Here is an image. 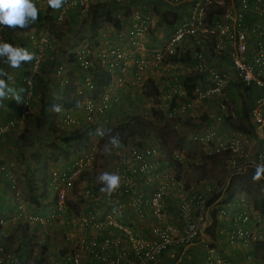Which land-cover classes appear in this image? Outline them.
Segmentation results:
<instances>
[{
	"label": "built area",
	"instance_id": "1",
	"mask_svg": "<svg viewBox=\"0 0 264 264\" xmlns=\"http://www.w3.org/2000/svg\"><path fill=\"white\" fill-rule=\"evenodd\" d=\"M109 1L120 5L119 16L128 24L125 30L113 28V39L117 40L107 43L101 51H94L85 42L75 49L74 58L82 76L81 84L78 82L75 90L82 95V100L79 107L62 109L59 113L60 126L66 130L104 121L103 115L112 100L107 91L97 99L86 95L92 88L91 62L87 58L90 54L111 74V80L112 75L124 73L128 64H132L131 83L144 84L146 81L144 75L149 60L131 59L128 62V49L124 51L120 43L124 42L131 50L143 49L145 27L151 24V17L138 10L129 13L125 19L122 5L127 0ZM164 1L182 7L183 20L170 26L168 36L154 51L156 59L153 60L159 65L169 54L187 52L189 59L186 61L166 62L170 69L180 68L182 73L192 74L193 86L187 94L177 71H171L168 77L161 75L158 79L161 91L157 95L161 110L169 118L189 115L199 121L200 132L194 131L187 139L203 145L205 155L221 157L228 178L220 185L212 180L188 181L185 173L189 171V161L181 149L164 153L157 144H119L114 147L108 143L115 158L109 173L119 175L120 187L111 195L88 185L81 189L80 195L91 204H102L103 213L97 214L89 208L71 214L62 223V237L70 241L71 247L64 264H156L158 257L170 248L185 246L199 236L206 239L204 264H264L255 253L256 244H264V214L244 193L231 192L228 196L226 189L230 176L255 170V164L264 163V0ZM91 4L94 0H66L56 12V21L67 20L72 9L77 14V21L81 20ZM26 36L35 59L22 78L26 87L18 114L0 121V138L22 125L30 112L34 80L43 53L50 46L51 40L43 32L36 35L28 30ZM214 60L217 66L212 68L208 61ZM55 72L62 73L63 67L56 66ZM65 82L64 76L60 85ZM232 83H240L243 87L255 85L261 91L248 110V121L253 128L251 134L233 130L227 124L229 119H235L233 104L226 100L227 88ZM167 92H179L185 98L174 103ZM198 101L214 105L213 111L206 113V119H202L205 114L194 107V102ZM97 130L98 126L93 135L101 137ZM90 140L91 137L86 148L66 165L64 162L61 167L49 168L46 188L52 201L47 207L45 204L31 207L23 202L13 172L0 166V171L10 181L15 204V212L0 213V226L27 223L30 227L38 226L45 235L51 223L59 222L66 213L67 196L96 160L95 145ZM145 184H151V189H146ZM167 198L175 203L171 213L166 212ZM123 206L127 207L135 223L146 217L151 219L147 237L133 234L131 227L120 221ZM214 219V238H210L206 229L211 227ZM67 225L79 231V235L73 238ZM218 242L223 243V248L217 246ZM0 264H21V261L0 246Z\"/></svg>",
	"mask_w": 264,
	"mask_h": 264
},
{
	"label": "trees",
	"instance_id": "2",
	"mask_svg": "<svg viewBox=\"0 0 264 264\" xmlns=\"http://www.w3.org/2000/svg\"><path fill=\"white\" fill-rule=\"evenodd\" d=\"M34 3L37 6L35 0ZM37 8L39 9V19L37 21H35L28 28L25 29H0V42H7L16 47H23L25 45L24 42L27 38L26 32L33 27H38L39 29H44L45 31H47L52 37L56 39H60L61 37L68 35L69 33H73L74 37H71L72 43L67 48L71 49V47H74L76 44L79 43L78 41L80 40V37L78 38L77 34H81L82 31H86V33H82L85 35L84 39L89 41L90 45L95 46L98 44V39L96 37L97 31L101 26L109 25L110 27L115 29L120 27L119 20L113 15L110 6L106 3L97 2L91 4L87 9L86 16L78 21L76 19L77 14H74V16H72L73 13L69 14L67 20H65L63 23H58L56 21V12H51V9L49 7L45 10L40 9V7L38 6ZM72 11L73 9L71 10V12ZM166 18L167 17L162 16V20L166 24H172L173 22H175L174 15L172 18H169V20H167ZM61 25H67L66 31L68 33H65L66 31L61 28ZM62 53H64L63 55L66 56V60H69V62L72 61L75 67L79 68L78 63L76 59H74L73 53L71 51L63 49ZM87 58L91 62L89 71L91 74L92 88L85 91L86 95L97 99L99 95L103 94L105 88L110 83L111 74L104 70L103 67H101L97 62V59L94 58L91 54L87 56ZM188 59V53L183 52L181 54H169L165 57L164 60L176 62L186 61ZM58 63L60 62H57V65H59ZM29 64L30 63L22 62L20 68H18L21 74L17 79H15L14 82V87H16L18 91L20 89H23L21 96L24 94V90L26 87V85L22 82V78L25 75ZM7 68H9V66L4 63V58H0V69L6 70ZM41 72L42 70L40 67L32 87L30 112L27 114L22 123V131H19L16 134V138L11 143L12 148H14V153H16V155L19 157L20 161L26 163V169H24L22 173L24 175L29 176L27 177V187L24 190V194H27V200L35 204L36 206L39 205V199L42 200V197L46 198L48 194L46 183L48 179L49 169L47 170V167L49 160L57 159L59 157L65 160L64 162L66 165L67 161L72 159L73 156L77 155L80 151L86 148L91 134L94 133V130L96 128L95 124L88 123L81 125L80 127H75L73 129L66 130L56 124L55 119L57 116H59V113L50 112L49 109L51 105L53 103H58L62 106V109L77 107V102H81L82 95L76 93L75 86L72 84H64L65 87L63 89H57V84H54L52 92H54L55 94H49L47 92V82H43L41 78ZM183 78H185L186 81H183ZM78 81L81 84V75ZM182 82L186 89V93L188 94L189 89L193 86L192 74L188 73L185 77H182ZM36 90L39 92V96L37 99L36 106L33 107V98L35 96V93L37 92ZM141 90L142 94H144L146 97L156 98V96L158 95L157 87L151 80L145 81V83L142 84ZM260 92V89L255 85H251L249 87H243L240 83H232L231 85H229V87L227 88L226 100L233 104L235 115V119L232 118L227 121V124L230 128L248 134L253 133V128L248 121V110L251 107L253 100L260 94ZM47 93L49 95H47ZM18 106L19 107L16 106V113L10 117H14L18 114L20 109V103H18ZM155 111L156 110L153 109V112ZM105 113L103 115V118H106ZM160 118L162 119L163 117ZM155 121H158V119L156 120L154 117H152L150 120H147L146 118L136 114L128 118V120L124 119L119 124L114 125L110 132L114 136H119L120 140L125 142L127 138L133 137L134 135H140L143 133L148 135L149 132H154L156 130L154 129ZM155 133V137H158V133ZM103 136L104 134L98 139L101 140ZM3 137H9V134L4 135ZM181 140L184 141L182 138ZM188 143L189 142H187V148ZM189 144L191 145V143ZM46 150L51 151V154L47 155L48 153H46ZM250 171L254 175L255 170L251 169ZM35 173H39V176H41L39 183L35 181ZM4 179H6L4 181V188H9L10 181L6 177ZM38 184H40V186H38ZM231 187L232 184L229 182L226 188L229 191L228 196H231V192H233ZM240 190H242V192L244 191L243 193L246 196H249V191L247 188L241 187ZM4 191L5 190H3V194ZM40 191L41 193H39ZM51 201L52 200H50V202ZM252 201L253 206L258 211L264 214V198H261L259 200L252 199ZM14 208L15 205L12 209L14 210ZM6 209V207L5 209L0 207V213L5 212ZM12 209L9 208L8 211H12ZM214 221L215 219L213 220L211 227H208L206 229V234L210 238H214ZM15 226L18 227V230L20 231L22 237H25L24 240H22V237L19 239V246H17L19 248V253L15 255L21 261V259L25 255L24 249H26L27 244L32 241V234L28 233L27 231V227H29L27 223H18ZM1 238L4 237L0 235V239ZM10 239L11 236H7L3 240ZM182 247L183 246L178 247L177 249H181ZM40 248L41 253L46 250L45 245H41ZM256 250L260 251V255L264 258V244H256ZM41 260L42 258H39L37 259V261H35V263L40 264ZM45 264L50 263L45 261Z\"/></svg>",
	"mask_w": 264,
	"mask_h": 264
},
{
	"label": "crops",
	"instance_id": "3",
	"mask_svg": "<svg viewBox=\"0 0 264 264\" xmlns=\"http://www.w3.org/2000/svg\"><path fill=\"white\" fill-rule=\"evenodd\" d=\"M97 2L106 3L107 5L110 6L111 10L114 7L116 9L114 16L119 20L120 29H123V30L126 29L128 23L126 21H124L123 17L119 16L118 10L120 9V7H118V6H120V5L117 6L116 4H113L109 0H94V3H97ZM122 6H123V15H124L125 19L128 18L127 16L130 12L132 13L133 11L140 10V11H142V13L149 14L151 17V21H152L150 25L147 24L145 27V33H144V39H143V49H141L139 51L131 50V48L129 46L128 47L125 46L124 42L120 43L121 44L120 47H122V49L124 51H127V49H128L127 57H126L127 61L130 62L131 59H147V60H149L150 64L145 69L144 78H145V80H151L156 85L158 92L161 91V89H159V86H158V79L161 77V75H163V76L166 75L168 77L170 75L169 73L171 71H177L180 74L178 78H180L182 81L183 76L181 75L182 71L180 68L170 69L169 67H167L168 62H166V60H163V62H161L158 65V64H156L157 62L153 60V58H155V52L154 51L159 48L161 42L164 41L165 37L168 36L170 26L171 25L173 26L175 23L179 22L181 19L183 20V12H184L183 8L180 6H174V5L172 6L170 4H167L164 0H127ZM46 8H48L47 0H44V6L40 7V9L45 10ZM51 12H54V11L51 10ZM69 12H70V14L73 13L71 11H69ZM173 15L175 17V22H173L172 24H166L163 22L162 16L172 18ZM72 16H74V13L72 14ZM160 31H162V33ZM29 32H34L36 35L38 33L43 32L49 36L51 41H50V46L47 49H45V51L43 53V58H42L43 64L41 66V70H42L41 78H42L43 82L48 83L51 80L53 82V84H57V87H56L57 89L61 88V85H60L61 80L64 79V76L66 77V75L64 74V71L67 69L66 67L70 68V67L75 66L73 62L72 63L67 62L66 56L63 55V53H61V51H63V48H65L67 51H71L73 53V57H74L75 56L74 51L76 48H78L83 42L88 43L89 45H90V42L84 39V40L80 41L78 44H76L74 47H71V49H67L68 46L72 43V40L68 39V36H71L69 34L61 37L60 39H56V38H53L52 36H50L44 29H36L35 30L32 28L29 30ZM114 32L115 31L112 27H110L109 29L102 28V32L97 31L96 37L98 39L97 40L98 44L95 45L96 47H94L92 45H90V46L94 47L93 49L96 52L103 50L107 43H111V42H113V40H117V39H113ZM158 33L160 34V36L156 37V35ZM66 37H67V39H66ZM153 37H154L155 41H154ZM157 38H159L160 40ZM24 43H25V45L23 46V48H26L27 51L34 54V50H32V45L30 44V42L26 40ZM61 56L64 58V60H65L64 62H60L61 61L60 59L62 58ZM151 60H153L154 62L151 63ZM57 62H60L58 64L63 67V72L60 74H56V72H55L56 66H58ZM52 64H53L54 68H53V70H50V67H51L50 65H52ZM42 67H43V69H42ZM128 67L129 68L124 73H122V74L116 73V74L112 75V80L110 82V85L108 86V88L105 89V91H107L108 94L112 97V100L110 102L109 108L106 111L107 115H109V120H107V118H105L104 121L101 120L97 124L98 129L101 132H102V129L104 127H106V125H109L111 123V119L112 118L117 119V116L119 117V114H122L123 120L124 119L128 120V118L134 116L132 114H125L124 113L123 109L125 108V106H129V104L124 103L122 100L128 99L129 98L128 92H130V101H131L132 100V98H131L132 97V91H133V89H135L134 87H138V85H141L142 83H136V82L131 83V81L133 80L132 74H131V70H133V65L128 64ZM4 71L8 73L9 86L16 89V87H14V85H15L14 82H15V79H17L20 76L21 72L19 71L18 68L13 69L10 67ZM71 72H73V71H71ZM52 74H54V75H52ZM119 85H122V88H124V91H123L124 96L122 98H121L120 92H117L115 90V88L118 87ZM141 87H142V85H141ZM53 88H54V86H53ZM166 94L170 96V99H172V101L174 103L180 102L182 99L185 98L184 96L180 95L179 92H167ZM38 96H39V93L36 92L35 96L33 98V106H34V104L36 105ZM148 98H150V97H148ZM156 99H157L158 104L161 106L160 101H159L157 96H156ZM16 106L19 107L18 103L15 100H10V99L5 100L3 102V104H0V121L8 118L10 116H13L17 111ZM194 107H196V109L198 108L199 112L205 114V117H203L202 119H206V115H207L206 113H209L210 111H213V109H214V105L212 103L203 102V101L194 102ZM148 115H150V112L144 110L143 115H139V116L147 117ZM116 121H118V120H116ZM202 121H204V120H202ZM55 122L58 126H60L59 116L56 117ZM178 123L181 124V126L179 128H184L186 130L187 136H190V134H192L194 131L199 130V127L197 126V125H199L198 124L199 121L196 122V119L190 117L189 115L181 118L178 121ZM178 123H177V126H179ZM21 128H22V125H19L17 128H15L11 132V134H9V137H2L0 139V166L10 168L12 172H13L14 166H17V164H16V161L14 158V148H12L11 143L16 138V134L19 131H22ZM198 132H200V131H198ZM11 164H12V166H10ZM13 174H14V172H13ZM14 177L16 178L15 174H14ZM4 178H5L4 173L2 171H0V207H2L4 209L6 207L7 209L5 212L11 214V213H13L12 211L15 212V208H14V210L12 209L13 206L15 205L14 201H13V193H12L10 188H6V187L4 188V185H5L4 181L6 180ZM143 186L148 190L151 189V184H145ZM3 190H5L4 194H3ZM47 192H48V194H47L48 198L42 197V200L39 199V205L45 204L47 207V205L50 203L52 196L48 190H47ZM39 193H41V192H39ZM165 200H166V202H165L166 203V212L171 213L175 208L174 200L170 199V198H167ZM123 207H124V208H122L123 214L120 217V221L129 225L131 227L133 234L138 235V236H142V237H147V234H148L147 225L151 221V219L149 217H146L145 220H143L142 222L135 223V221L132 220V217L130 218L129 213L127 211L128 210L127 207L126 206H123ZM9 208H11L12 211H8ZM88 208L94 210L97 214L103 213V206L101 203L89 204ZM67 211H69L68 206L66 208V213H68ZM67 217L68 216H66V214H63L59 222H53V223H51V225H49V228H51V230H53V231L49 230L50 231L49 233H53L54 235H56V234L59 235L58 243H56L55 239H53V238H51L50 242H48L46 244L44 242H42L41 240L38 242L39 244H40V242L42 244H45V246L47 248V254H46L45 261H47L50 264H64L66 254L71 249L70 241L64 240L62 237V232L64 229V226L62 223L65 220H67ZM17 224L18 223H11V224H7L6 226L1 227L0 235L4 238L7 236H11V238H12L13 235H16L15 236L16 238L14 239V241H16L17 237H19V236H17L18 227L15 226ZM67 229L70 231L73 238L77 237V235H79V231L73 230L70 225H67ZM27 231L31 232L30 234L40 232L38 226H32V227L29 226V227H27ZM48 237H49V235H48ZM205 240L206 239H203V236H199L196 240H194L193 242L183 246L181 249H177V248H173L172 250L170 249L171 251L168 250L165 253H163L160 257H158L156 264H204V262H203V255H204L203 244H204ZM5 243H7V242H5ZM57 244H58V246H57ZM17 245L19 246V242H17ZM217 246L220 248H223V243L218 242ZM53 248H56L58 251L53 253ZM24 252H25V255L21 259V261H24L27 258L26 249H24ZM236 252H238V251H236ZM52 253L54 255H52Z\"/></svg>",
	"mask_w": 264,
	"mask_h": 264
},
{
	"label": "rangeland",
	"instance_id": "4",
	"mask_svg": "<svg viewBox=\"0 0 264 264\" xmlns=\"http://www.w3.org/2000/svg\"><path fill=\"white\" fill-rule=\"evenodd\" d=\"M36 3H37L38 7L44 6V0H38V1H36ZM115 12H116V9L113 7L112 8L113 15L115 14ZM166 19L169 20L168 17ZM66 26L67 25H61V28L66 31ZM102 28L109 29L110 26L109 25H107V26L103 25L98 29V32L99 31L102 32ZM33 29L36 30L39 28L33 27ZM160 32L162 33V31H160ZM65 33H68V32L66 31ZM82 33H86V31L85 32L82 31ZM82 33L77 34V37L78 38L80 37V40L78 42L84 40L85 35ZM69 35H71V36H68V39L72 40L71 37L73 36V33H69ZM159 36H160V34L158 33L156 35V37H159ZM66 39H67V37H66ZM153 39H154V37H153ZM157 39H159V38H157ZM165 39H166V37H165ZM154 41H155V39H154ZM94 47H96V46H94ZM63 49H65V48H63ZM61 53H62V51H61ZM62 58L60 59L61 60L60 62L65 61L64 58L63 59ZM42 62H43V60L41 61L40 67L42 66ZM67 62L72 63V61L69 62V60H67ZM214 62H215V60L213 62L208 61V65L211 66L212 68H214L215 66H217ZM52 65L50 67V70H53V68H54V66H52ZM225 66H227V65H225ZM40 67H39V69H40ZM66 68L67 69L64 71V74L66 75V77H65L66 82L64 84H67V85L72 84L74 86L77 85L79 82L78 79L80 77L79 69L76 68L75 66L70 67V68L66 67ZM71 71H73V72H71ZM52 75H54V74H52ZM181 75L183 77L186 76L185 73H182ZM183 81H186V79L183 78ZM47 85H48L47 86V92L49 94H51V93L55 94L54 92H52L53 86H54L53 82L50 80L47 83ZM109 85H110V83L107 85L106 88H108ZM140 86L141 85H138L139 88L134 87L135 89H133V91H132V97H131L132 100L131 101H130V92L127 91L129 93V98L123 99L122 101L124 103L129 104L130 107L125 106L123 111L125 114H132V115H136V114L143 115L144 110L149 111L150 115H148L147 117H144V116H141V117H144L147 120H150L152 117H154L156 120L158 119V121H155V123H154L155 124L154 129H156V130L154 132H149L148 135H146L144 133L140 134V135H138V134L134 135L133 137L127 138L125 142L121 141L119 138V141H120L119 144H121V145H124V144H144V143L145 144H147V143L148 144H157L161 148L162 152H164V153H167L168 151H172L173 149H181L185 152V155L188 157V161H189L188 162L189 171L185 173V177L188 181L202 180L203 182H206V181L212 180L217 185H220L224 181L226 182V180L228 178L227 177L228 171H227V167L225 166L224 162L222 161V159H220L221 157L212 158L210 156L205 155L203 145L196 144V143L188 140L186 130L184 128H179L181 126V124L178 123V121L183 117L179 116V117H175V118H169L166 115H164L163 111L161 110L162 106H160L158 104L157 99L155 97L148 98L144 94H142V90H141L142 87L140 88ZM64 87H65L64 85L61 86L62 89ZM115 90L117 92H120L121 98L124 96L123 95L124 88H122V85H119L118 87H116ZM37 93H39V92L37 91ZM48 93H47V95H49ZM226 93H227V91H226ZM110 102H109V104H110ZM35 106L36 105L34 104L33 107H35ZM153 109H155L156 111L153 112ZM160 117H163V118L161 119ZM201 117L203 118L205 116L202 115ZM78 118L81 119L79 115H78ZM106 118H107V120H109V115H107V112H106ZM116 120H118V121H116ZM121 120H123L122 114H119V117L117 116V119L112 118L111 123L109 125H106V127H104L102 129V133L104 134V136H103V138H101V140L98 139L99 137L91 134L90 142L95 145V149H96L95 158H96V160L92 165L93 167L90 168L88 171H86L83 174L80 181H77V183L72 188L69 195L67 196L66 203H67V206L69 208V211H67L68 213H65L66 216L69 217L71 214H77L80 211L89 209L88 205L91 204V201L85 199L82 195H80V191L85 185L92 186L93 188H96V190H100L102 188V182L99 181L98 177L103 172H105V171L109 172L110 171V169L112 168L114 159H115L114 155L110 151H109L110 154H106V150L110 149L108 147V143H110L112 138L115 137L114 135L111 134L110 131L113 128V126L119 124L121 122ZM177 123L179 124V126H177ZM95 125L97 126V123H95ZM155 132L158 133V137L157 136L155 137V134H156ZM181 138L184 141H182ZM187 142L191 143V145L188 143V148H187ZM46 153H48L47 155H50L51 151L46 150ZM14 158H15V161L17 164V166H14V169H13V172L16 176V178H15V180L17 182L16 187L18 188V190L20 192V196L22 197V201L27 203L31 207H33L32 205H35V204L29 202L27 200V197H26L27 194H24V190L27 187V177L29 176V175H24L22 173L24 171V169H26V163L21 162L19 157L16 155V153H14ZM64 161L65 160H63L59 157L57 159H50L48 162L47 170L54 165L56 167H61L63 165ZM252 176H253V174L251 173L250 170H248L245 173L234 174V175L230 176L227 183L230 182L232 184L231 189L236 194L242 192V190H240L241 187L242 188L245 187L249 191V193H248L249 196H247V197H249L251 200L252 199L259 200L261 198H264V178H262L259 181L254 182L252 180ZM34 178H35V181H37L39 183L41 176H39V173H35ZM38 186H40V184H38ZM46 198H48V197H46ZM49 230H51V228H49ZM49 230H47L45 235L42 234L41 231L37 232V233H32L31 236H32L33 242L31 241L27 244V246H26L27 258L24 261H21V264H36L35 261H37V259H39V258H42V260L40 261V264H45L47 248L44 252L41 253L40 252L41 245H45L46 243L50 242L51 238L55 239V242L58 243V238H59V235H57V234L54 235L53 233H49L50 232ZM51 231H53V230H51ZM28 233H31V232L28 231ZM48 235H49V237H48ZM15 236L16 235H13V237L10 240H3L4 238L0 239V246L5 247V249L8 252H10L14 255H16L19 251V248L17 247L18 246L17 242H19V239L22 237V235L20 234V231L18 229H17V236H19L20 238L17 237V240L14 241V239L16 238ZM24 238L22 237V240H24ZM40 240L42 242H44L45 244H42L41 242L39 244L37 241H40ZM5 242H7V243H5ZM57 246H58V244H57ZM57 251L58 250L56 248H53V253L57 252ZM53 253H52V255H54ZM255 253H256V255L258 254L261 257V259L264 261V258L260 255V251L255 250Z\"/></svg>",
	"mask_w": 264,
	"mask_h": 264
},
{
	"label": "clouds",
	"instance_id": "5",
	"mask_svg": "<svg viewBox=\"0 0 264 264\" xmlns=\"http://www.w3.org/2000/svg\"><path fill=\"white\" fill-rule=\"evenodd\" d=\"M66 0H47V6L54 12H58L65 4ZM39 19V9L34 3V0H0V29H25L32 23ZM0 58H4L10 68H20L22 62L30 63L35 59L33 53L27 51L26 48L16 47L7 42H0ZM8 73L3 69H0V104H3L5 100H15L17 103L22 102L21 93L23 89L19 91L9 86ZM80 103L77 102V107ZM50 112L60 113L62 106L58 103H53L49 109ZM61 127V126H60ZM97 135L102 136L97 130ZM111 143L114 147H119V137L112 138ZM106 154H110L109 150H106ZM255 172L252 176L254 182L264 178V163H257L254 165ZM105 187L101 188V192H106L111 195L120 187L119 175L103 172L98 177Z\"/></svg>",
	"mask_w": 264,
	"mask_h": 264
}]
</instances>
